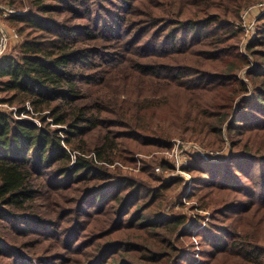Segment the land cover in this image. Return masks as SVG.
<instances>
[{
    "label": "trees",
    "instance_id": "trees-1",
    "mask_svg": "<svg viewBox=\"0 0 264 264\" xmlns=\"http://www.w3.org/2000/svg\"><path fill=\"white\" fill-rule=\"evenodd\" d=\"M257 1L0 0L29 9L0 68L20 107L0 110V264H264V15L250 86L236 28ZM176 137L231 143L230 161L185 168L202 229L166 211L181 179L159 157L121 169Z\"/></svg>",
    "mask_w": 264,
    "mask_h": 264
},
{
    "label": "rangeland",
    "instance_id": "rangeland-1",
    "mask_svg": "<svg viewBox=\"0 0 264 264\" xmlns=\"http://www.w3.org/2000/svg\"><path fill=\"white\" fill-rule=\"evenodd\" d=\"M0 7H6L5 4L1 3ZM1 9V8H0ZM22 14L27 13L29 9L26 10H18ZM264 15V0H258L254 5L245 7L239 16V19L236 22V28L240 31L241 42H240V54H242L248 61L250 62V66L243 68L238 72V76L242 82L246 83L248 86L251 85V82L248 78L247 73L255 69L258 62L256 60V56L251 54L249 50V46L255 42L258 38V27L261 24L260 18ZM0 26L4 28H8L10 30L15 29L18 33L19 31L10 25V21L8 19L0 20ZM20 35V33H19ZM23 42V37L20 35V39L17 41L15 39L11 40V44L8 46L6 50V56L3 62L0 64V68L8 57L17 56L19 53V46ZM6 94L0 93V110L7 112H14L16 115L19 106H10L9 104L1 103V99L4 98ZM28 110H30L29 103L27 104ZM23 119H28L34 121L36 124L40 125V120L36 117V114H33L31 110V114H23L21 115ZM48 122L52 121L50 115H48ZM54 125H52L53 127ZM225 136V134H224ZM225 144L220 149H210L207 147L206 143H201L199 141H194L190 139H183L182 137H176L172 141V148L169 151H155L148 155L138 154L136 157L138 160V165L134 167L122 166L123 174H127L131 172L132 174L138 175L141 171V159L152 160L156 157H159L158 164L159 169L157 174L165 178V181L168 182L173 179H181L180 185L175 187V191L173 195L170 197L169 203L166 206V211L168 213H172L181 217H188V222L186 223L185 229H193L195 226L200 225L201 229L204 228L206 224H208V219L211 217L210 211L203 209L200 201L196 198H189L188 194L191 193L194 185V177L193 174L185 169L189 162L195 158L204 162L211 163H226L232 158V148L231 143L228 138H225ZM176 141V142H175ZM198 150L202 152V154L208 155V157H204L203 159L197 158L196 155H200ZM196 154V155H195ZM184 161L187 159L188 164L184 168L183 171H180L175 168L178 165V159ZM165 161L169 163V166L163 167L161 164ZM118 164V163H117ZM115 164L112 167H116ZM119 165V164H118ZM161 165V166H160ZM180 171V172H179ZM56 214V213H55ZM184 241V240H183ZM198 257V256H197Z\"/></svg>",
    "mask_w": 264,
    "mask_h": 264
},
{
    "label": "built area",
    "instance_id": "built-area-1",
    "mask_svg": "<svg viewBox=\"0 0 264 264\" xmlns=\"http://www.w3.org/2000/svg\"><path fill=\"white\" fill-rule=\"evenodd\" d=\"M0 8H1L0 9V20H3V19L6 20L13 16L22 14L21 12L17 11L15 8H12V7L6 6V7H0ZM12 39H15L18 41L20 39L19 33L15 29L10 30L8 28L6 29L0 26V64L5 59L6 50L8 49V46L11 44ZM198 153L200 154L199 156L195 154L197 158L203 159L204 157H208V155L202 154V152H200L199 150H198ZM177 159H178V165L175 166V168L180 171H183L184 168L187 166L188 161L187 159H185L184 161L180 160V158H177Z\"/></svg>",
    "mask_w": 264,
    "mask_h": 264
}]
</instances>
